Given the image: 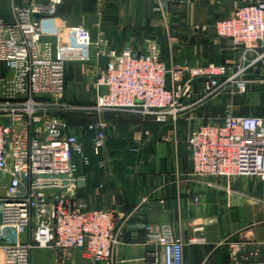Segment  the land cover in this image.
I'll return each mask as SVG.
<instances>
[{"label": "built area", "instance_id": "obj_1", "mask_svg": "<svg viewBox=\"0 0 264 264\" xmlns=\"http://www.w3.org/2000/svg\"><path fill=\"white\" fill-rule=\"evenodd\" d=\"M179 1L156 0V10L165 13ZM60 3L24 0L13 5L10 20L0 18V63L10 71L0 78V264H32L34 248L79 249L93 262L113 264L121 243L117 220L125 215L91 209L77 198L81 166L89 167L92 159L56 112L129 111L165 125L187 109L184 100L191 97L195 81L202 82L199 102L232 90L245 94L252 82L264 83L253 77L264 70V0H247L215 25L217 37L239 53L233 69L188 61L168 67L155 42L145 54L132 48L103 50L99 54L107 64L95 83V106H77L65 99L68 61L45 39L35 17L57 15ZM87 130L94 155L100 156L107 141L105 124L91 122ZM187 146L199 179L254 177L264 182L263 117L230 110L222 123L191 130ZM143 227L148 241L163 249L162 263L153 264H186V242L170 225ZM230 249L233 264H240L244 244L230 243ZM257 255L258 250L243 261L264 264L251 261Z\"/></svg>", "mask_w": 264, "mask_h": 264}, {"label": "crops", "instance_id": "obj_2", "mask_svg": "<svg viewBox=\"0 0 264 264\" xmlns=\"http://www.w3.org/2000/svg\"><path fill=\"white\" fill-rule=\"evenodd\" d=\"M23 2L0 0V18L10 20L13 5ZM246 2L180 0L161 13L156 0H61L57 15L38 21L45 39L68 61L65 99L88 104L96 99L95 83L107 64L99 54L103 50L132 48L145 54L155 42L168 67L188 61L233 69L239 53L217 37L215 25ZM0 67V78L10 73L5 64ZM263 71L253 77L263 79ZM192 89L184 100L187 109L176 123L165 125L138 114L56 112L73 133L86 130L91 122L105 124V148L89 168L80 170L83 181L76 195L91 209H115L125 215L117 220L121 243L113 264L162 263L163 249L148 241L143 224L170 225L186 242V264H233L230 243L244 244L240 264H248L243 257L256 250L259 255L251 261L264 260V182L254 177L199 179L193 173L189 132L201 124H220L223 116L219 95L199 102L202 82L195 81ZM210 181L216 186H209ZM73 250L61 260L52 248H34L32 264H105Z\"/></svg>", "mask_w": 264, "mask_h": 264}, {"label": "rangeland", "instance_id": "obj_3", "mask_svg": "<svg viewBox=\"0 0 264 264\" xmlns=\"http://www.w3.org/2000/svg\"><path fill=\"white\" fill-rule=\"evenodd\" d=\"M0 73H2V69L0 67ZM261 73H264L261 72ZM9 73L7 75L4 76H8ZM220 98H222V116L224 118V116L228 113V111H232L235 114L238 115H251V116H259V117H263L264 118V83L256 81L250 84L249 88H248V92L245 94H238L236 93L235 90H232L230 92H224L222 94L219 95ZM50 100V99H49ZM73 104V103H72ZM77 106H81V107H94L95 106V100H93V102L88 103V104H75ZM60 112H64V111H60ZM118 113L120 115L123 114H128L130 117H134V114L136 113H130L129 111H99L96 109H89V110H79L77 111L78 115H88V116H92L94 117L96 114H102V113ZM65 113H69V112H65ZM71 113V112H70ZM140 115V114H138ZM178 121V119H177ZM175 122H170V123H176ZM169 124V123H168ZM208 124H214L213 122H210ZM76 134H78L80 136V138L83 140H81L84 143L85 146V154L88 156H95L94 152L92 150V135L91 138L89 137V134L86 132L85 128H83L82 132H75ZM107 142V141H106ZM97 157V156H96ZM77 162L81 161V156L77 155ZM237 178H251V177H237ZM0 242L2 243V241L0 240ZM55 250V249H54ZM59 257H61V260L63 259L62 256L66 255L68 252L70 251H74L73 249H66L63 250L61 252L55 250ZM73 255V253H72ZM76 258L80 259L82 258V254L81 253H76L75 254Z\"/></svg>", "mask_w": 264, "mask_h": 264}, {"label": "trees", "instance_id": "obj_4", "mask_svg": "<svg viewBox=\"0 0 264 264\" xmlns=\"http://www.w3.org/2000/svg\"><path fill=\"white\" fill-rule=\"evenodd\" d=\"M69 113H70V112H69ZM71 113H72V114H78L77 112H71ZM59 116H60V115H59ZM61 117H62V116H61ZM62 118H63V117H62ZM63 119H64V118H63ZM64 120H65V119H64ZM157 124H158V123H157ZM158 125H160V124H158ZM86 131H87V133L89 134V137L91 138L92 133L89 132V131L87 130V128H86ZM81 140H82V139H81ZM82 141H83V140H82ZM76 157H77V156H76ZM76 157H75V159H76V161H77V158H76ZM90 157H91V159H92V163H91V165H92V164H93V161H94L95 158H97V157H96V156H93V157L90 156ZM91 165H90V166H91ZM90 166H89V167H90ZM85 167H86V168H89V167H87V166H83V165H82V166H81V169H82V168H85Z\"/></svg>", "mask_w": 264, "mask_h": 264}, {"label": "water", "instance_id": "obj_5", "mask_svg": "<svg viewBox=\"0 0 264 264\" xmlns=\"http://www.w3.org/2000/svg\"><path fill=\"white\" fill-rule=\"evenodd\" d=\"M35 17L38 19V18H40L41 16H40V15H35ZM63 134H64V131L62 130L61 135H63Z\"/></svg>", "mask_w": 264, "mask_h": 264}]
</instances>
